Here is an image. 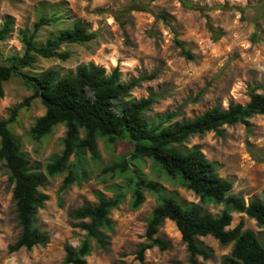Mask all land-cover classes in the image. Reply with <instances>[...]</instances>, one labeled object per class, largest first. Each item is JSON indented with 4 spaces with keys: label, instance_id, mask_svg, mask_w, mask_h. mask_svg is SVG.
Masks as SVG:
<instances>
[{
    "label": "rangeland",
    "instance_id": "1",
    "mask_svg": "<svg viewBox=\"0 0 264 264\" xmlns=\"http://www.w3.org/2000/svg\"><path fill=\"white\" fill-rule=\"evenodd\" d=\"M54 13L60 18L59 25L44 28L39 34L40 43L54 31L77 21L97 37L83 45L63 46L61 51L70 53L68 60L39 59L35 69L24 70L25 73L56 69L67 74L80 65L94 64L107 72L117 67L124 82L155 74L154 80L140 82L131 97L140 99L155 94L158 99L145 116L152 119L178 112L175 122L191 120L214 105L226 108L229 102L245 104L249 90L254 87L256 93L264 95V0H0V26L10 17L14 28L11 36L0 43L1 61L22 54L17 38L19 29H31L41 14ZM176 41L192 55L191 60L181 54ZM3 91L0 120L7 119L13 108L32 95L18 77L4 83ZM44 113L39 99H32L9 125L31 164H39L40 171L52 155L61 153L65 131L63 125H58L39 140L29 138L28 130ZM249 122L248 129L241 125L224 126L220 135L213 132L198 135L184 144L186 148L197 147L214 163L220 177L232 182L231 194L245 202L264 199V116H255ZM97 150L96 159L88 153L79 161L70 158L78 173L75 183L63 188L64 173L48 179L40 189L48 200L38 211L37 226L49 236V243L30 251H8L20 228L12 186L0 164V264H60L66 246L81 244L85 233L76 227L78 222L70 218V212L85 204H96L98 193L112 198L113 186L125 188L131 175L130 170L121 175L105 171L107 166L132 155L133 143L127 138L114 144L100 140ZM76 162L79 164L75 165ZM129 162L148 179L159 182L165 193L181 204H199L192 192L169 181L165 174L158 176V168L153 171L150 160L138 158ZM144 195L145 201L137 210L130 208L128 194L110 212L114 227L107 234L108 245L104 250L93 245L86 264H140L135 253L146 243L147 221L156 205L151 194ZM200 206L204 213L213 216L223 209L220 205ZM231 216L229 229L242 221L244 230L264 242V228L258 227L254 220L238 213ZM157 237L168 248L163 252L157 248L146 251L145 264H189V254L174 223L166 220L159 227ZM198 242L211 254L208 260L199 258L201 264H221L231 251V245H221L209 236L198 238Z\"/></svg>",
    "mask_w": 264,
    "mask_h": 264
},
{
    "label": "trees",
    "instance_id": "2",
    "mask_svg": "<svg viewBox=\"0 0 264 264\" xmlns=\"http://www.w3.org/2000/svg\"><path fill=\"white\" fill-rule=\"evenodd\" d=\"M59 21L57 13L41 14L31 29H19L17 32L22 54L4 61L0 59V99L4 95L3 84L13 77L20 78L32 92L23 104L11 110L7 119L0 120V164L12 186L11 196L20 228L18 238L8 248L9 253L21 249L30 251L49 243V236L37 226L38 211L48 200L40 189L48 179L66 173L63 188L69 187L78 180L71 157L79 161L88 153L90 158L96 159L98 141L114 144L127 138L133 143L132 155L105 168V171L118 175L130 170L125 188L115 184L112 198L98 193L96 204H85L70 212V218L78 222L76 227L85 233V238L78 247H65V256L60 264H86L85 259L92 252L93 245L104 250L108 245L107 234L114 227L110 212L117 209L128 194L130 208L137 210L145 201V192L155 198L156 205L147 221L146 243L135 253L140 264H145L146 251L152 248L161 252L167 250V244L157 237L159 227L166 220L174 223L180 233L189 254V264H201L199 258H210V251L198 242V238L208 236L221 245H231L230 253L222 258L221 264H264V242L251 231L244 230L242 221L229 229L232 213L245 215L258 227L264 228V199L245 202L240 196L231 194L232 182L220 177L216 165L197 147H184L192 137L211 132L220 135L224 126L241 125L248 129L253 117L264 116V95L256 93L257 88L254 87L249 90L245 104L229 102L226 108L214 105L191 120L175 122L178 112H167L152 119L145 116L158 99L155 94L150 93L140 99L131 97L140 82L154 80L155 74L124 82L117 67L107 72L94 64L80 65L67 74L56 69L37 74L25 73L24 70H34L39 59L68 60L70 53L61 51L63 46L83 45L97 37L95 32L77 21L68 28L54 31L40 43V32L44 28L58 26ZM13 32V20L5 18L0 26V43ZM176 45L186 59H192L182 43L176 41ZM32 99H39L45 113L28 130L29 138L39 140L51 134L58 125L65 129L61 153L52 155L43 171H40L39 164H31L28 154L22 150L19 137L9 129L18 111ZM138 158L150 160L152 170L158 168V176L165 174L169 181L192 192L199 199V204L183 205L174 196L166 194L159 182L148 179L141 169L129 162ZM200 204L220 205L223 209L213 216L204 213Z\"/></svg>",
    "mask_w": 264,
    "mask_h": 264
}]
</instances>
